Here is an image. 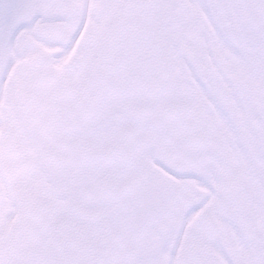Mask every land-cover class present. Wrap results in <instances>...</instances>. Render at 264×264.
<instances>
[{
  "label": "snow or ice",
  "instance_id": "1",
  "mask_svg": "<svg viewBox=\"0 0 264 264\" xmlns=\"http://www.w3.org/2000/svg\"><path fill=\"white\" fill-rule=\"evenodd\" d=\"M0 264H264V0H0Z\"/></svg>",
  "mask_w": 264,
  "mask_h": 264
}]
</instances>
